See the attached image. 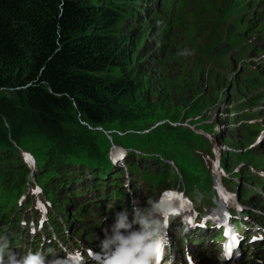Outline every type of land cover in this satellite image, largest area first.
<instances>
[{
  "label": "trees",
  "instance_id": "16d2710c",
  "mask_svg": "<svg viewBox=\"0 0 264 264\" xmlns=\"http://www.w3.org/2000/svg\"><path fill=\"white\" fill-rule=\"evenodd\" d=\"M151 8L150 4L147 5V0H0V231L6 229L7 232L13 233L16 239L23 240L22 230L18 227V211L22 210L18 201L27 189L29 171L25 169L19 153V149L25 151L20 142L38 150L43 165L42 171H47L48 167L57 162H64L65 166L79 164L97 167L93 175L96 189L101 188L104 184L102 181L105 180L109 188L115 182L109 177L119 178L125 174L124 169L120 167L110 176L108 174L110 169L115 170L108 156L110 139L112 138L113 143H125L120 141L113 130H129L131 128L128 126L131 124H135L133 127L138 130L150 129V122L159 120L158 114L163 111L166 115L163 117L165 122L147 133L153 132L155 138L151 140V137H148L146 142L130 146L139 151H149L140 155L143 159H158L150 152L164 151L165 156L172 160L173 168L182 172L186 178L189 172L185 163L190 159V152L203 150L205 145L201 144L199 135L195 136L193 141L186 142L188 138L183 136V130L188 129L182 126L183 124L176 127L178 125L171 122L181 123L191 117L188 112L192 100L187 102L186 107L179 109V104H174L169 110L158 100L155 104L147 102V92L144 93L148 85L146 78L137 74L131 63L132 58L133 62L135 59L138 64L140 62L139 57L136 58L137 47L141 44L142 37H145V12ZM131 30H135L136 46L127 50L131 43ZM260 38L263 39L264 34H260ZM207 95L204 93L200 94L198 99L194 98V113L207 106ZM30 124L37 128L41 137L52 141L46 155L42 144L33 136ZM96 127L111 131L110 137L105 138L107 141L102 140L106 143L102 146L98 145L96 137L88 129ZM167 134L182 141L178 144H167L164 140ZM129 136L131 137L126 138L127 140L133 135ZM225 141L220 140L222 143ZM207 144L206 150L209 151L211 142L208 140ZM95 145L99 152L95 151ZM162 145L168 148H163ZM185 148L191 150H184ZM181 150L189 154L187 158L179 160L173 153ZM210 152L212 154L213 151L210 149ZM195 154L192 153V157ZM244 155L243 161L237 158L236 151H225L221 166L223 169H230L233 159L251 164L246 153ZM195 159L197 160L196 156ZM199 160L201 167L195 170L194 178L187 181L179 179L178 182V189H185L195 201L217 195L212 184V165L208 169L203 166L202 159ZM213 161L214 159L212 163ZM140 167L138 161L130 162L128 166L126 163L131 182L136 174L133 176L132 173ZM147 167L150 168L148 165ZM149 171L147 169L142 172L149 174ZM40 174L36 176L37 181ZM234 175L238 182L248 179V182L254 185V182L249 180L256 179L260 186L264 187V177L261 174L249 172L243 175L241 171H237ZM74 176L75 182L81 181L76 174ZM225 178L224 182L227 181ZM55 181L58 183L60 179L51 178L44 186L48 187ZM166 181L164 172L157 171L153 179L156 188L159 184L165 185ZM231 182L237 186L236 181ZM172 185L168 184V187ZM32 186L33 184L26 195L32 192ZM80 187L82 185L78 186ZM244 188L239 191L243 202L253 207H264V201L257 195L245 200L244 191L247 188ZM65 189L70 188L65 185L58 188L60 191L51 201L54 211H57L61 193ZM94 197L98 202L104 197L115 198L122 204L126 203L130 194L119 181L112 187V191L96 194L93 199ZM259 200L262 204H258ZM67 206V230L74 232L82 225L84 229L91 227L93 232L96 231L95 225L100 223L101 217L95 208L96 205L84 204L79 208L74 204ZM16 207L18 210L13 214ZM127 207L130 208L129 205ZM45 213H51L49 207L45 209ZM84 213H87V217L82 221L79 216ZM54 214L55 212L49 215L50 220ZM90 223L93 224L88 225ZM205 230L213 232L212 241L221 237V232L213 223L209 222ZM241 230L245 231L244 228ZM98 233L102 234V231ZM33 241L38 242L36 239ZM242 247L246 256L257 254L264 258V252L256 248H250L248 244ZM45 248H49L48 245Z\"/></svg>",
  "mask_w": 264,
  "mask_h": 264
},
{
  "label": "rangeland",
  "instance_id": "374dc122",
  "mask_svg": "<svg viewBox=\"0 0 264 264\" xmlns=\"http://www.w3.org/2000/svg\"><path fill=\"white\" fill-rule=\"evenodd\" d=\"M149 4L152 8L145 12L147 18L144 23L146 25L144 26L145 37H142L141 44L137 47L136 58L139 57L140 62L138 64L136 59L133 62V58L131 62L137 74L146 78L148 85L144 92H147L145 99L151 104H155L157 100L163 102L167 110L171 109L174 104H179V109L186 107L188 106L187 102L191 99L190 111L188 112L191 117H187L189 119L181 123H171L177 124L178 126L176 127H180L179 125L183 124L182 126L188 129L187 131L183 130L185 132L183 136L186 139L188 138L186 142L193 141V138L199 135V137L201 136V144L205 146L202 147L203 150H192L190 152V159L185 163L187 166L186 170L189 173L185 178L182 172L173 168L172 160L165 156L164 151L150 152V154L157 156L158 159H143L140 155L149 151H139L130 146V144L144 143L148 137H151V140L155 138L153 132L151 134L147 133L150 129L156 128L165 122L163 117L166 115L163 111L160 113L161 116L158 114L159 120L150 122V129L138 130L133 127L135 124H131L128 126L131 128L129 130L118 132L113 130L116 132L115 135L120 138V141L125 142L123 144L120 142L113 143L112 138L110 139L111 144L108 147V156L111 158L116 152H122V150L125 154L122 161L113 163V169L118 171L119 165L126 166L127 163L128 166V163L133 161L140 162L141 166L138 171L132 173L133 176L136 173L133 182L127 181L130 177L128 174L123 173L120 175L122 184L128 185L126 188L128 190L132 188L134 191L133 194H130L129 203L132 204L134 199H137L143 206L148 199L160 201L161 191L166 188L168 189L165 191L168 193L175 192V189L180 188L179 179L187 181L194 178L195 170L201 167L198 164L200 158L206 168L209 169L212 165V184L215 189H217L216 182L221 173L231 179L226 183L222 180V184L230 185L232 184L231 181H236L237 188L240 191L244 187V189L247 188L244 191L245 200L257 195L259 199L264 201V187H261L256 179L249 180L254 182V186L248 182V179L239 180L238 182L236 175H234V172L241 171L243 175L254 172L264 177V38H260V34H264V0H147V5ZM129 35L131 43L127 46V50L136 46L134 43L135 30H131ZM228 86H231V88L228 89ZM191 90L195 92L193 93ZM198 93L199 95H197ZM204 93L208 94L209 103L205 108L198 109L194 113L196 111L193 104L195 102L194 98L198 99L201 97L200 94ZM167 110H164V112L166 113ZM30 125L33 136L42 144L46 155V150L52 146V141L41 137L37 128L33 124ZM88 129L96 137L99 146L106 144L102 140L107 141L105 138L109 136L111 131L103 130L101 127ZM129 135L133 136L127 140L126 138L131 137ZM164 140L167 141V144L172 142H177L176 144H178L182 141L176 136L169 134L166 135ZM208 140L211 142L210 149L213 151L212 154L210 149L209 151L206 150ZM220 140L226 141L222 143ZM19 144L25 150L19 149V153L23 164H25V169L29 171L27 189L24 190L25 195L28 194L29 188L33 184L31 195H26L27 199L19 204L22 209L18 211L20 219L24 217L23 221H18L21 230H24L23 240L19 247L20 251L25 247L27 249L32 248L30 243L34 241L30 240L36 237L37 233L32 228L35 226L40 227V230L38 228L40 242L44 241V244H41V249L43 250L46 245L49 246L51 242L54 244L53 249L57 248V243L52 235L58 234L60 232L59 229L65 232V226L64 221L56 214L59 213L65 216L64 204L71 197L75 196L70 202L75 207H78L81 196L83 199L87 198V204L96 205L95 208L101 214L100 218H110L113 216L114 211L118 210L114 199L110 200L108 197H104L101 202L97 200L93 202L92 200L94 199H91L93 198V193L90 191L95 189L96 180L93 179V175L97 167L81 166L79 164L65 166L64 162H57L52 167H48L47 171H42L43 165L41 164L42 160L38 155V150L30 145L26 146L23 142ZM95 146V151L99 152L97 145ZM162 147L168 148L166 145H162ZM184 150L191 149L185 148ZM225 151H236L237 158L241 160H243V156L246 153L252 163L247 165L241 160L237 162V160L233 159L230 169L225 167L223 169L221 165L223 152ZM192 153H196L197 160L195 156L192 157ZM173 154L180 160L181 158H187L189 153L181 150ZM226 156L228 157V155ZM121 166L120 168H122ZM145 168L150 170L149 174L142 172L147 170ZM159 170H162L167 176V181L164 183L165 185L159 184V187L156 188L153 184V179ZM38 172H41V174ZM37 174H40L38 181L36 179ZM75 174L81 178V181L75 182ZM51 178L60 179V182L56 183L57 181H55L45 187V183ZM35 180L38 182L39 188ZM66 182L67 184H65ZM173 182L174 184L172 185ZM80 184L83 190H78V186H81ZM168 184L172 185V189L168 187ZM63 185L65 187L68 186L70 189L63 190L62 200L60 205L57 206V211L52 209L51 204L48 205L49 210L52 213L55 212L58 229L56 223L53 226L49 222L39 198H42L43 202L45 200L51 202L60 191H58V188ZM222 187H219V189H221V194H224ZM71 188L74 189L72 190ZM102 191L107 192V188ZM176 192L182 196L181 198L189 197L188 192L182 188ZM259 193L261 194L260 196L258 195ZM210 199L211 196L208 199H204L206 206L210 204ZM234 199L237 203L238 215L241 216L245 208L248 207L247 203H243L241 200L242 203L240 201L238 203V197L237 199L234 197ZM32 200L36 203L37 208L33 207ZM220 200L218 198L215 200V206ZM261 200L258 201V204H262ZM81 202L83 203V201ZM128 209L130 210L131 208ZM252 209V212L243 217L241 223L252 228L254 219L257 217L264 224V216L254 214V211H257L264 215V207H252ZM17 210L18 207L13 213L15 214ZM230 212L232 213V211ZM52 213H49V215ZM85 217L81 218L85 219ZM169 218L167 213H163L161 217L162 222L167 225V234H165L168 237V245L165 248L161 264H170L173 261L182 264H211L209 263L211 261L198 257L204 247L210 251L213 257L218 253V250L216 254L213 253L214 248L217 246L214 242H211L209 233L204 234L203 232V235L200 236V232L197 230L186 231L183 228L186 233H196L195 236L202 237L203 241L200 244H196L189 237L182 242H178L175 238V221H172V226L168 228V225H170ZM205 218H209V215ZM36 222H38L37 225ZM236 226L240 230L241 227L238 221H236ZM186 233L184 236H186ZM97 239V235L87 237L85 239L87 247L93 246ZM81 244L84 246L83 242ZM224 244L231 245L228 240H225ZM50 245L52 246V244ZM185 245L191 247L193 252L190 250L192 252L190 253L185 248ZM78 247L80 246L78 245ZM50 251L54 253L52 249ZM239 253L235 257L236 260L244 254L243 251ZM80 255L82 261L85 252ZM219 259H222L221 254ZM94 264H100V262L94 261Z\"/></svg>",
  "mask_w": 264,
  "mask_h": 264
},
{
  "label": "clouds",
  "instance_id": "9594fccd",
  "mask_svg": "<svg viewBox=\"0 0 264 264\" xmlns=\"http://www.w3.org/2000/svg\"><path fill=\"white\" fill-rule=\"evenodd\" d=\"M167 204L152 199L141 206L134 199L129 210L115 213L114 222L103 229L99 248L103 264H161L167 247V225L161 217ZM0 264H56L41 251L28 250L23 256L12 247L8 234H0Z\"/></svg>",
  "mask_w": 264,
  "mask_h": 264
},
{
  "label": "bare ground",
  "instance_id": "6f19581e",
  "mask_svg": "<svg viewBox=\"0 0 264 264\" xmlns=\"http://www.w3.org/2000/svg\"><path fill=\"white\" fill-rule=\"evenodd\" d=\"M125 155V154H124ZM129 164V163H128ZM155 169V168H154ZM118 170V169H117ZM112 171H115V170H112ZM182 177V176H181ZM227 178V181H230L231 179L229 178V177H227V176H225V175H223V174H221L220 173V175H219V177H218V179H217V182H216V186H217V188L218 187H222V180L224 181V179L223 178ZM226 178H225V180H226ZM221 180V181H220ZM227 181H225L224 183H226ZM102 182H104V184L102 185V187H101V189H96V190H93V191H90V192H92L93 193V196L94 195H96V194H105L106 193V191L105 192H103L102 190L103 189H105V188H107V191H108V185H107V181L105 180V181H102ZM238 186H236L235 184H230V185H225V189L227 190V191H229V192H231L232 194H233V196L237 199V197L239 198V199H237L238 200V203H239V201L241 200V196H240V194H239V189L237 188ZM170 189H172V187H169ZM235 188H236V191H235ZM89 190V189H88ZM177 190H179L178 188L177 189H175L174 191L175 192H172V194H173V196L174 197H177ZM220 190V189H219ZM127 191H128V193H130V192H132L133 191V189L132 188H130L129 190L127 189ZM89 192V191H88ZM89 192V193H90ZM91 194V193H90ZM83 195V194H82ZM92 195V194H91ZM92 196V197H93ZM165 196H167V194H165V195H163V197H165ZM240 196V197H239ZM94 199H96V197H94ZM82 200H80L78 203H79V205H78V207H76V208H79L81 205L83 206V203L81 202ZM242 201V200H241ZM240 201V202H241ZM70 202H71V200H70ZM85 202V201H84ZM243 202V201H242ZM241 202V203H242ZM82 203V204H81ZM243 203H245V202H243ZM70 205H72L71 203H70ZM53 209V208H52ZM81 209H82V207H81ZM213 211H211V212H209V218H211V219H215V220H217L218 221V223H220V224H222L223 223V225H224V222L226 221V219H227V215H228V217H229V222H228V225H229V227L228 228H233V229H236L235 228V226H236V217L234 216V215H232V214H230L229 213V210H228V208H227V206H226V202L224 201V203L222 202V201H220L216 206H215V204L213 205ZM222 209V210H221ZM196 210H197V212H199V210L196 208ZM45 213V212H44ZM52 213V212H51ZM54 213V212H53ZM55 215V214H54ZM167 216H169V217H171V214L170 213H167ZM165 219H167V217H165ZM170 219V218H169ZM59 222H61L62 223V221H60L59 220ZM93 223H90V224H88V225H92ZM75 227L77 226V225H75V224H73ZM64 226H65V222H64ZM169 226L170 225H168V228H169ZM64 230H65V232L64 231H62V230H60L62 233H63V235H65V233H67V232H70L69 230H67L66 229V227L64 228ZM165 233H167V230H166V232ZM49 243V242H48ZM50 244H52V245H54L52 242L50 243ZM49 244V248L51 247V245ZM190 251V250H189ZM191 252V251H190ZM85 260H87V258H86V256L84 255V257L82 258V261H85ZM89 261H91V260H89L88 259V262Z\"/></svg>",
  "mask_w": 264,
  "mask_h": 264
},
{
  "label": "snow or ice",
  "instance_id": "6c2138e0",
  "mask_svg": "<svg viewBox=\"0 0 264 264\" xmlns=\"http://www.w3.org/2000/svg\"><path fill=\"white\" fill-rule=\"evenodd\" d=\"M230 252H231V245H229L228 247V253L230 254Z\"/></svg>",
  "mask_w": 264,
  "mask_h": 264
},
{
  "label": "water",
  "instance_id": "95a60500",
  "mask_svg": "<svg viewBox=\"0 0 264 264\" xmlns=\"http://www.w3.org/2000/svg\"><path fill=\"white\" fill-rule=\"evenodd\" d=\"M230 86H228V89H229Z\"/></svg>",
  "mask_w": 264,
  "mask_h": 264
}]
</instances>
